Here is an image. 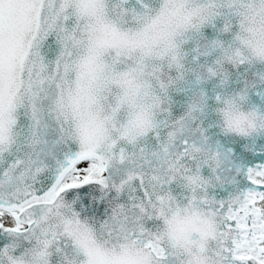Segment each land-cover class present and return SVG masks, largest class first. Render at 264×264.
<instances>
[{"label":"snow or ice","instance_id":"1","mask_svg":"<svg viewBox=\"0 0 264 264\" xmlns=\"http://www.w3.org/2000/svg\"><path fill=\"white\" fill-rule=\"evenodd\" d=\"M0 264H264V0H0Z\"/></svg>","mask_w":264,"mask_h":264}]
</instances>
